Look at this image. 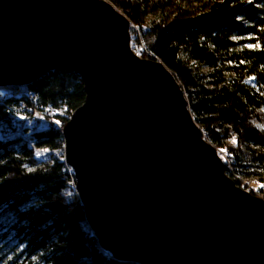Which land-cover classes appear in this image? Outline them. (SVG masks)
Wrapping results in <instances>:
<instances>
[{
    "label": "water",
    "instance_id": "1",
    "mask_svg": "<svg viewBox=\"0 0 264 264\" xmlns=\"http://www.w3.org/2000/svg\"><path fill=\"white\" fill-rule=\"evenodd\" d=\"M81 74L66 160L104 249L139 264H264V197L227 172L186 89L109 0H0V87Z\"/></svg>",
    "mask_w": 264,
    "mask_h": 264
},
{
    "label": "trees",
    "instance_id": "2",
    "mask_svg": "<svg viewBox=\"0 0 264 264\" xmlns=\"http://www.w3.org/2000/svg\"><path fill=\"white\" fill-rule=\"evenodd\" d=\"M111 2L134 49L178 76L229 175L264 196V0ZM86 98L70 70L0 89V264H139L102 247L66 160L64 125Z\"/></svg>",
    "mask_w": 264,
    "mask_h": 264
},
{
    "label": "rangeland",
    "instance_id": "3",
    "mask_svg": "<svg viewBox=\"0 0 264 264\" xmlns=\"http://www.w3.org/2000/svg\"><path fill=\"white\" fill-rule=\"evenodd\" d=\"M109 1H111V0H109ZM220 153H221L222 157H223L224 160H225V159L227 158V154H226L225 152L221 151V150H220ZM226 160H227V159H226ZM226 160H225V162H226ZM227 162H228V161H227ZM251 184H254V185H255V183H252L251 180H249V179H244V185H243L242 187L252 192V190L250 189V185H251ZM240 186H241V185H240ZM257 195H259V194H257ZM259 196L264 197V196H262V195H259Z\"/></svg>",
    "mask_w": 264,
    "mask_h": 264
},
{
    "label": "built area",
    "instance_id": "4",
    "mask_svg": "<svg viewBox=\"0 0 264 264\" xmlns=\"http://www.w3.org/2000/svg\"><path fill=\"white\" fill-rule=\"evenodd\" d=\"M144 51H145V48H142V50H141V51H137V53H139V54L141 55ZM71 117H72V115L69 116L70 119H71ZM42 122H43L42 118H37V119H36V125L39 126V125L42 124ZM67 122H68V121H67ZM67 122H66V123H67ZM66 123H65V124H66ZM64 126H65V125H64Z\"/></svg>",
    "mask_w": 264,
    "mask_h": 264
},
{
    "label": "snow or ice",
    "instance_id": "5",
    "mask_svg": "<svg viewBox=\"0 0 264 264\" xmlns=\"http://www.w3.org/2000/svg\"><path fill=\"white\" fill-rule=\"evenodd\" d=\"M248 47L259 48L260 45H259V43H257V44H255V45H248ZM250 79H255V77H252V78H250ZM56 123H59V121H56ZM233 143H235V138H233ZM45 151H47V150H45ZM222 151H226V150H222ZM37 155H40V153H37ZM262 187H264V185H262Z\"/></svg>",
    "mask_w": 264,
    "mask_h": 264
},
{
    "label": "bare ground",
    "instance_id": "6",
    "mask_svg": "<svg viewBox=\"0 0 264 264\" xmlns=\"http://www.w3.org/2000/svg\"><path fill=\"white\" fill-rule=\"evenodd\" d=\"M2 87H0V89H1ZM74 114V113H73ZM66 125V124H65ZM65 127V126H64Z\"/></svg>",
    "mask_w": 264,
    "mask_h": 264
}]
</instances>
